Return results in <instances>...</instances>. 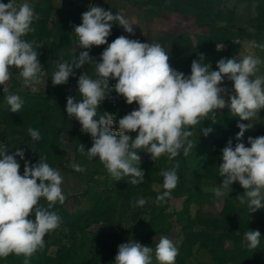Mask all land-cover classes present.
<instances>
[{
	"label": "clouds",
	"instance_id": "1",
	"mask_svg": "<svg viewBox=\"0 0 264 264\" xmlns=\"http://www.w3.org/2000/svg\"><path fill=\"white\" fill-rule=\"evenodd\" d=\"M35 18L28 3L0 2V85L10 81L12 69L18 70L25 87L35 90L41 83L43 66L37 49L42 46L23 38L35 30L32 27ZM81 21L73 29L79 49L84 51L70 62H59L51 79L53 86L64 85L76 76L75 70L86 64L95 66L96 78L81 71L77 79L81 99L67 97V116L75 118L80 131L92 140L87 151L83 144L78 150L86 153L89 160L98 157L114 180L128 177L127 183L140 185L145 171L140 167L138 150L150 154L153 161L162 155L172 161L181 150L188 156L195 146L190 129L208 119L216 123L217 112L227 108L232 116L247 123L238 122L237 142L233 144L229 138L221 149L218 171L222 181L211 191L221 198L229 195L231 185L238 182L243 189L237 196L239 203L246 204L250 214L264 209V136H249V146L243 142L245 132L254 128L264 109V75L260 74L264 60L254 55L221 58L216 63L217 70H213L200 54L192 60L190 74L186 75L171 66L170 55L159 43L140 42L125 35L109 43L114 25L135 34L123 15L91 6L81 14ZM103 45L107 47L97 61L90 55L91 49ZM252 46L264 51L262 43L254 41ZM110 80L115 81L112 87ZM225 80L232 82L231 89L224 86ZM110 89L128 105H137L118 120L117 130L113 128L116 122L113 115L104 112L97 118L101 103L112 92ZM4 92L8 93L5 101L11 113L20 112L24 104L21 96L9 93L7 87ZM200 130L205 137L213 131L211 127ZM27 132L33 141L41 139L38 129L30 127ZM130 133L137 134L133 138ZM16 157L24 161L22 175ZM46 160V156L40 155L33 164L25 158L24 149L16 148L9 154L7 146L0 144V257L15 254L25 258L24 264H30L31 257L44 248L45 235L61 224L62 218L52 209L57 202L61 205L65 202L63 177ZM178 167L177 163L161 171L164 191L157 195V203L171 197L179 179ZM73 168L76 172L85 171L79 164ZM41 199L47 202L46 206L40 204ZM146 203L140 198L136 206L143 207ZM33 216L34 219L30 218ZM244 238L250 251L261 245L258 230L246 231ZM178 254L179 249L166 236L160 237L155 249L129 240L118 245L114 264H153V256L157 264H176Z\"/></svg>",
	"mask_w": 264,
	"mask_h": 264
},
{
	"label": "trees",
	"instance_id": "2",
	"mask_svg": "<svg viewBox=\"0 0 264 264\" xmlns=\"http://www.w3.org/2000/svg\"><path fill=\"white\" fill-rule=\"evenodd\" d=\"M29 1L36 16L32 23L35 30L23 38L42 46L37 49L43 66L40 75L44 73L47 76L48 88L39 93L21 91L22 83L16 77L18 70H11L10 81L0 85V144L7 146L9 154L16 148L24 149L25 158L33 164L39 161L40 155L46 156V163L61 174L68 169L63 147L72 141L73 165L79 164L85 169L80 173L106 178L105 186L92 199L88 209L71 211L65 202L54 205L52 210L62 218L61 224L45 235L44 248L31 257L30 264H114L121 243L135 240L155 249L158 236H175L174 244L179 249L176 264H264V209L250 214L247 205L239 203L237 196L242 194L243 189L238 182L233 183L232 191L224 196L218 216L206 217L201 210L207 199H216L211 189L222 181L218 171L221 149L229 138H232L233 144L237 142V123L247 121H239V117L232 116L227 108L219 110L216 123L208 119L190 129L194 133L190 139H193L195 146L188 156H184L181 150L172 161L168 160L167 155L155 161L141 159L140 167L145 171V179L140 185L127 183L128 177L114 180L98 157L89 160L86 153L78 150L79 145L83 144L87 151L92 146V140L90 135L80 131L79 122L75 118L70 119L66 113L68 96L76 97L77 101L81 99L77 92V79L81 71L96 78L94 64H86L81 70H75L76 76L70 77L64 85L53 86L51 80L57 69L56 61L70 62L80 51H84L79 49L73 29L81 24L84 11L71 9L72 2L66 0L58 10L54 8L53 0ZM100 1L93 5L117 14L115 8L100 4ZM231 1L235 2L234 5ZM0 2L8 3L9 0ZM15 2L18 3V0ZM134 3L142 6L151 18L169 14V17L180 15L183 18L176 24L174 22V26L162 28L158 39L164 46H175L171 52H167L170 64L186 75L190 74L192 60L198 59L200 54L205 56V63L210 62L212 69L217 70L219 59L238 58L243 43H261L264 37V0H138ZM189 19L193 22L185 24L184 21ZM180 27L183 28L178 30ZM193 30L199 31L195 42L189 35ZM121 35L122 27L114 25L108 42ZM219 45L226 48L219 50ZM105 47L107 45L94 46L90 55L98 61ZM5 87L9 93L18 94L24 100L20 112L11 113L5 101L8 94L4 92ZM112 110L118 114V119L132 111L130 106ZM102 114L103 110L99 107L97 118ZM30 127L40 131V140L31 139L27 132ZM207 127L213 131L205 137L200 129ZM249 136H264V109L254 128L245 132V144ZM16 159L20 162L22 175L24 161L19 157ZM177 163V186L167 199V205L158 209L156 197L164 191V178L160 173ZM70 171L76 173L73 167ZM89 194L86 190L73 195L69 203L79 205ZM140 198L147 201L143 207L136 206ZM173 200L183 201L181 210L169 211ZM40 204L46 206L47 202L41 199ZM193 205L200 208L195 215L191 212ZM30 218L34 219V216ZM98 224L106 225L109 231L91 234L89 229ZM144 225L146 229L142 232ZM248 230L261 233L260 247L251 251L244 238ZM24 259L23 256L10 254L0 257V264H24ZM153 264H157L154 256Z\"/></svg>",
	"mask_w": 264,
	"mask_h": 264
},
{
	"label": "rangeland",
	"instance_id": "3",
	"mask_svg": "<svg viewBox=\"0 0 264 264\" xmlns=\"http://www.w3.org/2000/svg\"><path fill=\"white\" fill-rule=\"evenodd\" d=\"M66 1L72 2L71 9L82 10L84 12L87 11L89 7L94 6L93 4L97 2V0H66ZM135 1H138V0H101L99 3L108 4L112 6L113 8H115L117 10V13H119L120 15H123L129 21V23L133 26L134 32H135L134 35H130L124 32L123 28H122V35L128 36L130 39H137L140 42H148L150 44L159 43L165 49L166 52H171L175 46L171 44H166V46H164L163 43L158 38L160 36L161 30H163L165 27L174 26V22L176 24V21H179V20L181 21L183 18L180 15H172L171 17H169L170 14L166 16L167 18L166 17L151 18L147 15L146 10L142 6L139 7L134 3ZM15 3L17 5L22 4V3H28L31 7H33L32 2L29 0H18V3L17 2ZM63 3H64L63 0H53V6L56 10L62 7ZM230 3L234 5L235 2L231 1ZM191 22H193L192 19H189L186 22L184 21L185 24H189ZM182 28L183 27H180L178 28V30H181ZM198 32L193 30L189 33L191 39L194 42L197 41ZM261 43L264 44V37ZM241 50L242 52L238 56L237 59H242L243 56L245 55H254L264 60V51H260V52L257 51L256 48L253 47L252 44L249 42L243 43ZM58 63L59 62L56 61V64ZM260 74L264 75V65H262L260 68ZM16 77L22 83V88L20 89L21 91L39 93V92H45L48 88L47 76L44 73L41 75V83L39 85H36L35 90L25 87L23 85L22 78L19 75H16ZM224 86L231 89L232 82L225 80ZM130 135L132 136V133ZM254 137H257V136H254ZM66 145L67 146L63 148V151L65 153V156L68 162L67 164L68 169L63 170L61 173L63 177V183L61 185V188H62L63 194L66 197L65 203H66L67 208L71 211H76L79 209L86 210L90 207V203L92 199L96 197V194L98 193V191L105 186L106 178L101 175L92 177L90 173L71 172L70 169L73 167V162H74V155H73L74 148L72 144L70 143ZM246 146H249L247 145V142H246ZM138 151H141L138 154L141 156L142 160L151 159L150 154L143 152L144 151L143 149L138 150ZM86 190H88L90 194L86 199L82 201L81 204L76 205L75 203H69V200L71 199L73 195H79L85 192ZM223 201H224V197L216 198L214 200L207 199L203 207H201L202 214L206 217L218 216L222 209ZM182 202H183L182 200H173L171 204L169 205L170 207L169 211L172 212L173 210L175 211L181 210L182 205H183ZM166 205H167L166 202L157 203L156 207L158 209H162ZM198 209H200L198 206L193 205L191 208L192 214L195 215ZM145 229L146 227L144 225L142 232H144ZM176 230L178 229L176 228ZM107 231H109V228L103 224L93 225L89 229V232L91 234L98 233V232H107ZM160 237L161 236H158L155 239V242H158ZM168 238L173 243L176 242L175 236L168 237ZM53 250H55V248ZM189 264H193V263L190 262Z\"/></svg>",
	"mask_w": 264,
	"mask_h": 264
},
{
	"label": "built area",
	"instance_id": "4",
	"mask_svg": "<svg viewBox=\"0 0 264 264\" xmlns=\"http://www.w3.org/2000/svg\"><path fill=\"white\" fill-rule=\"evenodd\" d=\"M217 48L218 49H225L226 46L225 45H219ZM114 84H115V82L110 81L109 87H112V85H114ZM110 91H112V89H110ZM122 106H130L132 110L137 107V105L135 103H133L132 105H128L125 102L124 98L121 96H118L115 93V91H112L109 95V98H106L100 105V107L103 110V113L107 112V113L113 115V119L116 120V122L113 125L114 130L118 129V120L119 119H118V114L116 112H114L112 109L113 108L117 109V108H120ZM110 107H112V108L110 109Z\"/></svg>",
	"mask_w": 264,
	"mask_h": 264
},
{
	"label": "crops",
	"instance_id": "5",
	"mask_svg": "<svg viewBox=\"0 0 264 264\" xmlns=\"http://www.w3.org/2000/svg\"><path fill=\"white\" fill-rule=\"evenodd\" d=\"M242 45H243V44H242ZM241 52H242V50H241ZM240 54H241V53H240ZM136 134H137V133H132V137L136 136ZM70 144H72V146H73V142H72V141H70ZM65 146H67V145H65ZM65 146H64V147H65ZM64 147H63V148H64ZM73 148H74V147H73ZM63 152H64V151H63ZM64 154H65V153H64ZM73 155H74V151H73Z\"/></svg>",
	"mask_w": 264,
	"mask_h": 264
}]
</instances>
